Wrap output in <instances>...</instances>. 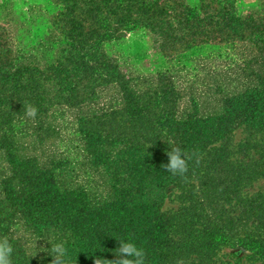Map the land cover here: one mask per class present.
I'll return each mask as SVG.
<instances>
[{
    "label": "trees",
    "instance_id": "obj_1",
    "mask_svg": "<svg viewBox=\"0 0 264 264\" xmlns=\"http://www.w3.org/2000/svg\"><path fill=\"white\" fill-rule=\"evenodd\" d=\"M0 11L7 18L0 23V161L8 163L0 169V238L14 245L12 264H57L50 244L57 237L72 264L112 261L117 239L129 236L145 249L146 264H222L217 254L235 247L264 261V0L246 16L237 0H0ZM17 20L34 24L29 48L42 46L43 64L21 55ZM147 37L177 68L243 61L223 72L213 106L203 110L191 92L183 105L172 67L157 82L127 80L118 59L144 57ZM104 83L117 86V105L77 116L89 185L64 163L22 154L19 138L42 143L55 133L52 115L89 102ZM240 125L245 136L235 142ZM173 147L186 153L183 176L164 172ZM170 186L179 206L164 210ZM22 229L45 243L41 252L30 251Z\"/></svg>",
    "mask_w": 264,
    "mask_h": 264
},
{
    "label": "rangeland",
    "instance_id": "obj_2",
    "mask_svg": "<svg viewBox=\"0 0 264 264\" xmlns=\"http://www.w3.org/2000/svg\"><path fill=\"white\" fill-rule=\"evenodd\" d=\"M237 9L239 15L246 16L253 13L257 9V0H237ZM38 11V8H36ZM37 13L36 11H34ZM0 13H2L0 11ZM35 13L27 15L28 18L35 19L39 21ZM6 16L0 14V23H5ZM12 23V22H11ZM20 24H24L23 27H19ZM36 24V23H35ZM13 31L17 40V46L21 50V55L26 58L27 62H40L43 64L45 61L42 58V48L40 45H34V49L31 50L29 45H33L35 41H32V33H27L26 30L34 27L33 23H24L23 21L17 20L13 21ZM24 30V37L20 38L21 31ZM147 42L148 52L144 57L140 58L137 62L128 60L126 61L122 57L118 59V64L122 70V73L126 76L130 83H137L138 79H152L157 82L159 74L164 72L166 69H172L169 71L171 83L175 86L176 90L183 95V105H189L187 101L188 96L185 94L191 92L196 97L201 98L202 109L208 110L212 105L211 101L214 96V89L217 87V82L221 83L225 80V74L223 72L229 67H239L242 63V59H239V65L235 64L234 60L230 58H219V59H206L200 61L195 68H177L175 63H165L160 53L154 49L152 40L147 37L145 38ZM25 45L27 47H25ZM237 54H232L231 57L236 59ZM176 65V66H175ZM175 67V68H174ZM177 69V70H174ZM240 71V68H239ZM233 79L234 72L230 73ZM233 77V78H232ZM234 82H232L233 84ZM229 85L228 88L232 86ZM95 96L84 104H80L75 108H67L65 106V113L60 111L56 112L55 115L49 118L52 127L55 126V133L51 136H47L42 141H38L35 137L30 135H25L19 138V145L23 146L22 154L26 158H31L33 156H38L41 164L47 162L51 164L64 163L65 167L69 170L72 175H74L75 180L83 185H89V170L87 166L82 165L83 161L86 160V152L84 150V142L82 136L77 131L79 127L77 123V116L82 114L86 115L90 112H94L98 115L107 113L112 110L113 107L117 105L118 99V88L114 83H104L98 85L94 90ZM181 107H184V106ZM209 106V107H208ZM59 108V107H58ZM61 108V107H60ZM234 141L239 142L244 136L245 131L243 125L238 126L234 130ZM16 139V138H15ZM14 139V140H15ZM18 139H16V142ZM0 169L7 168V160L4 157L1 158ZM58 169V168H57ZM262 184L257 183L251 191L257 190ZM177 189L173 186L168 187L165 192V200L163 203V209H175L179 206V201L176 198ZM21 228V227H20ZM19 234L23 235L28 242L29 249L32 253L38 254L41 252L45 243L41 239L35 238L29 234H26L24 229L19 230ZM251 253L240 247L235 248H225L217 254V259L219 263L226 264H263L264 261L259 260L256 257H251Z\"/></svg>",
    "mask_w": 264,
    "mask_h": 264
},
{
    "label": "clouds",
    "instance_id": "obj_3",
    "mask_svg": "<svg viewBox=\"0 0 264 264\" xmlns=\"http://www.w3.org/2000/svg\"><path fill=\"white\" fill-rule=\"evenodd\" d=\"M26 115L35 118L37 109L29 107ZM164 172L173 176H183L187 170V156L181 147H173L168 152V163L163 165ZM119 241L116 260H107L96 258L95 264H146L147 254L145 249L140 246L133 237H123L117 239ZM51 254L55 257L57 264H72V257L66 245V241L57 237L54 241H50ZM15 248L11 241L6 238H0V264H12V257Z\"/></svg>",
    "mask_w": 264,
    "mask_h": 264
}]
</instances>
